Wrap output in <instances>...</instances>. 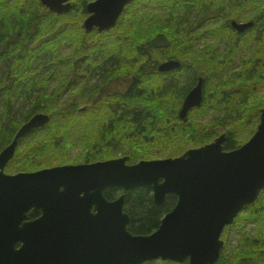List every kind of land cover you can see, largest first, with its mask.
I'll list each match as a JSON object with an SVG mask.
<instances>
[{"label":"trees","instance_id":"trees-1","mask_svg":"<svg viewBox=\"0 0 264 264\" xmlns=\"http://www.w3.org/2000/svg\"><path fill=\"white\" fill-rule=\"evenodd\" d=\"M180 2L177 6L180 11L174 5H167L161 10L157 22L153 18L152 23H137L134 27L123 22L104 33H97L103 38L97 37L94 43L98 46L92 52L117 53L115 59H111L113 64L104 63L97 67L91 58L89 61L84 58L91 49L87 47L88 42L77 40L84 32L74 17L63 18L50 13L39 0H0V151L36 114L49 117L48 124L41 130L43 133L49 130V135L35 140L29 153H25L38 158L29 162L34 163V168L61 164L63 158L58 153L64 149L67 151L69 146H80V142L85 147V141L90 149L96 146L98 150L88 155L90 160L118 149L123 153L126 150L130 152V163L141 158L132 155V146H138V142L171 145L173 139L179 137L178 146L168 156L172 158L183 154L188 145L201 147L223 133L228 136L224 150L241 147L254 134L260 111L264 109V94L261 95L264 93V0H226L227 4L246 7L224 11V32L215 33L226 38L231 35L235 40L220 56L216 54L219 52L218 43L203 41L201 35L206 37L207 33L200 32L201 27L193 29L188 26L190 8L199 9L195 0ZM255 4H259L254 10L256 16L262 19L258 22L261 31L253 34L252 28L243 34L233 32L229 21H253L256 16L251 15V9ZM208 31V38L212 39V22ZM239 40H242L245 49L235 46ZM67 48L69 50L64 54L62 50ZM190 50L197 51L198 56L193 53V59L204 60L199 69L192 67L181 74H186V77L189 74L194 83L198 76L204 77L203 102L199 108L190 111L189 118L180 120L177 110L188 91L179 88V74L159 79V74L152 76L153 73L143 72L142 68L150 65L149 58L155 64L172 58L180 60V57H171L170 53ZM142 51L162 54L144 55L142 60L138 54ZM124 56L129 58L126 66L120 62ZM207 61L208 70L204 69ZM126 71L127 76H134L126 91L106 89L110 79L126 74ZM83 73L90 79L79 89L76 75ZM61 75L64 79L59 78ZM95 75H99L101 81L92 84L90 81ZM55 82V87L50 90ZM65 95L66 99L61 101ZM82 107H87L85 112L80 110ZM93 108L95 110L91 111ZM204 108L224 114L218 121L224 129L216 132L206 124H200L207 114L203 112ZM196 118L200 123L196 122ZM83 121H87L84 124L86 129L93 125V131L82 138L77 127ZM35 132L37 130L33 134ZM16 157L17 154L6 167L10 172L14 170ZM44 157L48 158L43 160ZM115 191L105 193L106 199L116 198ZM174 203L175 197L168 196L164 204L155 205L150 192L143 188L126 193L125 212L130 218L128 231L133 235L152 233ZM244 211L246 214L242 218L237 217L235 222L242 225L254 223L256 244L263 248L264 203H255ZM36 217L34 213L29 214V219Z\"/></svg>","mask_w":264,"mask_h":264},{"label":"water","instance_id":"water-1","mask_svg":"<svg viewBox=\"0 0 264 264\" xmlns=\"http://www.w3.org/2000/svg\"><path fill=\"white\" fill-rule=\"evenodd\" d=\"M40 1L58 15L71 9L69 0ZM130 1L89 4L91 16L83 28L110 30ZM232 26L243 32L252 24ZM179 67L168 61L159 71ZM202 102L200 79L186 95L179 118ZM48 122L45 114L32 116L0 151V264H216L224 228L264 189V109L253 136L231 151L224 150L228 136L223 133L176 158L131 165L121 158L6 174L19 140ZM139 188L152 193L155 205L176 197L174 207L148 235L128 231L125 194L113 201L104 197L109 189L127 193ZM31 212L37 217L29 219Z\"/></svg>","mask_w":264,"mask_h":264},{"label":"flooded vegetation","instance_id":"flooded-vegetation-1","mask_svg":"<svg viewBox=\"0 0 264 264\" xmlns=\"http://www.w3.org/2000/svg\"><path fill=\"white\" fill-rule=\"evenodd\" d=\"M95 1H97V0H69L67 3L71 5V9L67 13H62L60 15L63 16V18L74 17V20L76 21V23H78L80 25V27L82 28V30L84 32L83 34H80L77 37V40H83L84 42H88L89 45L87 47L89 49H91V50L87 51L84 58L88 59V61L92 59L94 65H96L97 67H101V65H103L104 63L113 64L111 59L114 60L117 53H115L113 51L112 52L102 51L100 53L99 52H92L93 49L97 48V46H98L96 43H94V41L97 39V37H101V39L103 38V36H98L97 33L101 34V33L105 32V31L99 32L96 27L92 28V30L89 32H87L83 28V24H84L85 20L91 16V14L88 13V11H87V7L89 4L94 3ZM180 1L182 2V0H131L129 3H127L124 6V9H123L121 15L119 16V18L117 19V22H116L114 27H116L117 25H119L123 22L132 24L133 27L137 23L148 24V23H152L153 18L155 19L154 22H157L158 16L161 14V10L166 8L167 5L168 6L174 5V8H176V10L180 11V8L177 7ZM184 1H186V0H184ZM181 2H180V4H181ZM39 3L49 11V8L44 6L40 0H39ZM182 4H184V3H182ZM195 4H196V6L199 7V9H198V11H196L193 8H190L191 10L189 12L190 13V15H189L190 19L188 20V26H190L191 28H193V27H199L200 28L201 27L200 32L207 33L206 37L203 34L201 35V37L204 38L203 41L210 43V44L211 43H218L217 49H219V52H217L216 54L218 56H220L221 52L227 51L226 49L228 47H231L232 43H234V40H235V38L231 35L229 36V38H226L224 36H219V35L217 36L215 33L217 31L219 33L224 32V28H223L224 27L223 24L225 22L224 11L228 8H233V9L243 8L244 9L246 6L240 5V4H230V3L227 4L226 0H195ZM256 6H259V4H255V6H253V7L251 6L252 7L251 15L255 14V16H256V13L254 10V8ZM71 11H72V14L69 15V13ZM50 13H52V12H50ZM256 19H258V20H256ZM259 20L262 21L261 18H258V15L255 17V19L253 21L248 20V21L236 22L234 20H231V21H229V27L233 32H235L237 34H243L244 32L253 28V34H254V33L261 31V28L258 26ZM131 21H132V23H131ZM211 22L213 25V32L212 33L214 35L212 37V39L208 38V33H209L208 30H209V25H211ZM232 23H237V24L251 23L252 26L243 32H238L236 29H234V27L232 26ZM157 35L158 34H156L155 36H157ZM193 36H195V35H192V37ZM142 37H144V36H141V38ZM114 38H113V40L112 39L111 40L114 41L115 40ZM106 39H110V38H106ZM112 41H110L109 44ZM235 46L245 49V47L242 45V40H239ZM193 53L196 56H198L197 51H191V50L190 51H174V52L170 53L171 57H174V56H176L178 58L180 57L181 58L180 60L172 58V59L165 60L163 62H159L158 64H155L149 58L148 64H150V65L148 67L142 68V70H143V72L146 71L148 74L153 73L152 76H155V74H159V79L161 77L179 74L178 75L179 79L177 78L179 88L182 90H187L189 93L193 88H195V86L197 85V83L199 82L200 79L202 81V86L204 83V77H202V76H198L196 82L194 83L192 81V79H190L189 74H188V77H186L187 76L186 74H181V72H183V71L187 72L188 70H191L192 67H196L199 69V67L201 66L200 63L204 59L203 58H199L196 60L193 59V55H192ZM100 54H102V56H100ZM138 54L142 56V60H143L144 55L156 56V55H159L162 53L142 51ZM165 54H168V53H165ZM122 55H124V54H122ZM126 55H130V54H126ZM98 56H99V58H98ZM249 57H250V55L247 54V58H249ZM183 58L185 59V62H184ZM80 61H82V59H80ZM168 61L178 62L180 64V67L178 69H174L172 71L160 72L159 71L160 65L165 63V62H168ZM205 61H206V59H205ZM207 63H208V61L206 62L207 67L204 68L206 70H208ZM127 73H128V71H126V74L117 75V76H115V79H110V80H109V78L104 77V79H107L110 81V82L106 83V89L107 90H112V89L117 90L118 89L121 91H126L129 88V81L134 80V76H130V75L127 76ZM90 74L92 75V73H90ZM84 75H85V73L80 74L79 76L76 75V80H77L76 85L79 89L82 88L83 85H85V83L87 82V80L90 79V78H86V76H84ZM59 78L64 79V76L62 77V75H61ZM97 80L101 81V77L99 75H95L94 78H92L90 82L92 84H94ZM107 80H105V82ZM186 95H185V97H186ZM185 97L183 98V100L181 102L180 109L182 107V104H183ZM86 109H87V107L86 108L82 107V109H80V110L85 112ZM180 109L177 110V117L178 118H179ZM94 110H95V108H93L91 111H94ZM188 114H189V112L187 113L186 117L183 120H186L189 117ZM79 128H80V136L90 135L92 132L90 133L89 131H93V125L90 127L91 129L89 128L90 130L86 129L84 124L79 125ZM93 147L94 148H92V149L89 148V149L94 150V152H97L98 150L96 149V146H93ZM83 149H85V147H83ZM116 151L120 152L119 154L122 155V157L110 158L109 156H112L113 153L108 154V152H107L106 154H103L100 157L94 155L95 158L93 157L94 159L92 161H88V163H84V164H92V163H96V162H105V161H111V160L120 159V158H128L127 164H130L129 163V154H130L129 151H125L124 153L122 151H119L118 149H116ZM81 155H86V154L81 153ZM88 155L86 156V158H87V160H90ZM110 190H113V189H110ZM110 190L105 191L104 196H105V193H107ZM115 194L117 195L116 198H118L120 195L123 194V192L120 190H116ZM151 197H152V195H151ZM116 198H114L112 200H108V199L107 200L113 201ZM175 202H176V198H175ZM230 231H231V229L224 228V230L221 234V237H220L221 240L223 241V247L221 249L220 257H219L218 261H221L220 262L221 264H264V247L262 248L258 244H256V238H257L256 232L255 233L251 232L250 234H246L244 237L241 238L242 241L240 243L236 242L235 246L230 251L228 249V243H227V239H226L227 233ZM253 243H255V244H253ZM239 246H242V248H243L242 251L241 250L239 251V249L241 248ZM228 252H229V254H228ZM218 261H217V263H218Z\"/></svg>","mask_w":264,"mask_h":264},{"label":"rangeland","instance_id":"rangeland-1","mask_svg":"<svg viewBox=\"0 0 264 264\" xmlns=\"http://www.w3.org/2000/svg\"><path fill=\"white\" fill-rule=\"evenodd\" d=\"M207 44H209V43H207ZM198 45H199V43H196L197 48H200V47H198ZM68 50L69 49L67 48V49L62 50V51L64 54H66L68 52ZM124 55H126V54H124ZM128 60H129V58L124 56L120 62H121V64L126 66L128 64ZM55 85H56V82L52 83L50 90L53 89L55 87ZM263 94L264 93H261V95H263ZM66 96L67 95L63 96L61 101L65 100ZM1 112H2V109L0 108V113ZM203 112H205V113L207 112V114L204 115V118L201 120V123L199 122L198 118H196L197 123L206 124L213 131H216V132H220L222 129H224L218 123L219 119H221L224 115L222 112H214L211 109H207V108H204ZM192 120H194V119H192ZM82 123L85 124L86 121H83ZM256 128H257V126H256ZM256 128H255V131H256ZM42 129H37V132H35L36 135L33 134V132H32V133L28 134V137L25 136L24 138L19 140V144L16 147V150L14 153V155L17 154L16 160L13 163V166L15 165L14 170L10 172V169L5 168L6 174L13 175L16 173H30V172H35L38 170L47 169V168L56 167V166L80 165V164L88 163V161H92V160H87L86 156L88 154L94 153V150H90L88 147L87 141H85V149H83V147H84L83 142H80V146H77V147L69 146L67 151H66V149H64L62 151V153H58V155L63 158V161L61 164H54V165L49 166V167L48 166L47 167L40 166V168H34V163H29V162L37 161L38 158L34 159L29 154H25V153L26 152L29 153V150L32 149L31 147L34 144L35 140L41 139V138L49 135V132H48L49 130H44V133H43L41 131ZM78 130L80 132L79 127H78ZM89 132L91 133L92 131H89ZM37 136H42V137H37ZM251 136L249 138H247L243 142L242 145H244L251 138ZM80 137L83 138L84 136H80ZM179 140H180L179 137L174 138L171 145H170V143H169V145H167V144L166 145H160V144H141L140 142H138L137 143L138 146H136V145L134 147L132 146V151H133L132 155H138L139 158L141 157L140 160H138V161H152V160H162V159L172 158V157H168V156H170L173 153L172 152V151H174L173 149H176V147L179 144L178 143ZM168 148H171L172 150H169ZM186 148H187V150H189V149H195L197 147H191L188 145ZM126 151H128V150H126ZM81 153L86 154V155H81ZM47 156H49V155H47ZM109 157L110 158H113V157L119 158V157H122V155H120L119 152H114L112 154V156H109ZM46 158H48V157H44L43 160ZM129 159H130V157H129ZM130 162H132V161L129 160V163ZM134 163H136V162H134ZM130 164H133V163H130ZM255 203H257L258 205H261L262 203H264V189L260 192ZM255 203H253L252 205H254ZM245 214H246V212L243 210L238 214L237 217L242 218ZM254 228H255L254 223L242 225L240 223H236L234 220V222L231 225L226 227V229H231V231L228 232L227 236H226L227 243H228V249L231 251V249L235 246L236 242L240 243L242 241L241 238L244 237L246 234H250L251 232L255 233ZM239 247H241L239 249V251L240 250L242 251L243 250L242 246H239ZM228 254H229V252H228ZM158 262L159 261L153 262L150 264H158Z\"/></svg>","mask_w":264,"mask_h":264}]
</instances>
